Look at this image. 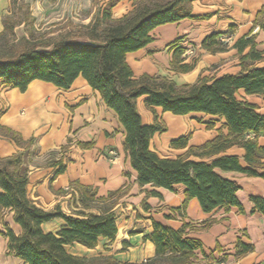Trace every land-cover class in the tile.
Returning a JSON list of instances; mask_svg holds the SVG:
<instances>
[{
    "label": "trees",
    "instance_id": "1",
    "mask_svg": "<svg viewBox=\"0 0 264 264\" xmlns=\"http://www.w3.org/2000/svg\"><path fill=\"white\" fill-rule=\"evenodd\" d=\"M117 1L108 0L95 10L89 22L78 24L74 30L40 41L31 34L22 37L9 52L0 54L1 83L23 91L32 80L39 79L67 89L76 77L81 76L115 112L122 125L123 149L136 172L138 185L149 184L171 190L174 185L181 184L184 188L182 207L195 197L205 212L231 206L242 211L236 196L239 186L221 176L216 169L264 178V170L259 171L264 168V146L257 142V137L264 135V113L239 96L241 89L247 95L257 94L264 99V65L255 64L262 59L261 52L255 48L252 37L244 36L233 44L239 54L240 69L236 73L198 75L194 82L181 85L165 76L144 73L136 77L126 55L153 41L155 27L205 15L192 14L194 0H132L131 9L120 17H113L112 8ZM257 15L264 16V7ZM1 23L0 39L8 43L7 34L11 33L14 22L4 16ZM260 26L264 27L263 24ZM217 37V33L206 36L201 46L212 52L223 50L227 44ZM177 40L170 43V67L177 72H186L193 64L183 62L184 48ZM246 47L248 51L242 54ZM141 96H144V105L152 112L154 107H160L163 112L175 115L202 112L223 118L222 127L227 133L218 130L214 138L199 146L187 147L183 155L174 158L160 156L150 148V141L155 133L164 132L166 127L157 120L155 112L153 122L143 123L137 109V100ZM247 133L253 136L246 137ZM0 134L24 148L32 142V139L22 140L17 132L2 125ZM188 137L189 134L179 136L170 141V146L186 147ZM233 145L243 148L245 166L237 155L224 154ZM57 163L60 172L63 170L62 157ZM27 182V171L22 168V152L0 156V221L5 227L9 253L26 264H137L118 261L111 254L78 256L67 252L64 247L79 243L94 248L100 238L114 239L117 224L113 202L109 199L117 191L107 197H96L90 186L70 182L68 190L72 196L76 191L79 205L71 213H65L59 205L43 209L30 199ZM251 199L264 203L256 197ZM6 210L11 212L12 221L19 226L18 233L4 220ZM55 218L63 223L55 231H44L42 224ZM151 224L152 231L146 238L154 245V257L142 264H187L194 250L202 247L199 239L185 236V223L173 228L151 218ZM250 250L251 245L237 239L235 255Z\"/></svg>",
    "mask_w": 264,
    "mask_h": 264
},
{
    "label": "crops",
    "instance_id": "2",
    "mask_svg": "<svg viewBox=\"0 0 264 264\" xmlns=\"http://www.w3.org/2000/svg\"><path fill=\"white\" fill-rule=\"evenodd\" d=\"M91 1L88 0V7L92 6ZM107 1H101L98 5L103 6ZM131 7L132 0H118L112 8V16L120 17ZM191 7L193 15L205 17L184 18L159 25L152 30L153 41L127 53L126 60L134 76L146 73L174 80V76H167L163 69L165 66L171 68L170 43L176 38L184 51L189 42H193L197 44L196 52L199 53L198 59L193 62H189L182 53L183 62L192 63L193 67L186 72L176 71L179 82L174 81L178 85L192 83L198 75L236 73L240 69L239 54L233 44L244 36L252 37L255 48L261 52L262 59L255 64L264 65V27L260 26L264 25V16L257 15L264 7V0H194ZM94 9L95 6L85 19L91 17ZM212 33L218 34L216 39L227 38L223 50L212 52L201 46V41ZM247 51L248 47L242 54ZM0 84V125L17 132L24 141L32 139L29 147L24 148L0 134V156L22 152V168L27 171L26 188L30 199L43 209L59 205L63 212L71 213L77 209L79 202L76 191L72 196L68 190L70 182L90 186L95 190L96 197H107L117 191L109 199L113 202L112 210L117 224L114 239L100 238L94 248L79 243L65 245L67 252L86 257L111 254L121 262L142 264L154 257V245L146 238L152 231L153 218L173 228L185 223V236L201 241L202 247L194 250L187 264H264V203L251 199L264 200V178L216 169L221 176L235 181L239 186L236 196L242 211L231 206L229 209L218 207L205 212L195 197L182 207L184 188L181 184L174 185L171 190L149 184L138 185L136 172L123 149L122 125L115 112L104 104L98 92L84 78L76 77L67 89L39 79L32 80L23 91L6 86L1 81ZM239 96L264 113L261 95H247L240 89ZM143 99L144 96H141L137 100L143 123L153 122L155 112L157 120L166 127L164 132L155 133L150 141V148L160 156L174 158L183 155L187 147L199 146L214 138L218 130L227 133L226 128L222 127L223 118L202 112L175 115L163 112L160 107H154L152 112L144 105ZM187 134L186 147L170 146L171 140ZM245 136L252 137L253 134L247 133ZM257 142L264 146V135H259ZM78 143L87 145L80 146ZM243 153V148L238 145L224 152L237 155L245 166ZM61 157L63 170L58 172L57 162ZM189 158L199 159L195 156ZM60 189L68 191L59 193ZM90 211L96 212L94 209ZM3 214L9 227L18 233L19 226L12 221L11 212L6 210ZM48 223H56L54 230H48L55 231L63 221L55 218L43 223L42 228ZM4 233L5 227L0 221V264H26L8 252ZM237 239L251 245L252 250L235 255Z\"/></svg>",
    "mask_w": 264,
    "mask_h": 264
},
{
    "label": "rangeland",
    "instance_id": "3",
    "mask_svg": "<svg viewBox=\"0 0 264 264\" xmlns=\"http://www.w3.org/2000/svg\"><path fill=\"white\" fill-rule=\"evenodd\" d=\"M101 1L104 0L91 1L92 6L88 7V0H0V31L2 30V17L7 16L11 22H14L11 33L7 34L8 43H5L4 39H0V54H6L10 48L16 46L22 37H30V34L36 38L35 40L40 41L55 37L68 30H74L78 24L91 20L95 10L100 7L98 4ZM93 6L95 9L91 17L85 19L90 16ZM197 49V44L193 42H189L185 47L183 55L188 57L189 62L198 59ZM163 71L167 76L170 74L174 76V80L179 82L176 71L166 66ZM64 210L67 211L66 205H64ZM56 227V223L43 225L45 231L54 230Z\"/></svg>",
    "mask_w": 264,
    "mask_h": 264
},
{
    "label": "built area",
    "instance_id": "4",
    "mask_svg": "<svg viewBox=\"0 0 264 264\" xmlns=\"http://www.w3.org/2000/svg\"><path fill=\"white\" fill-rule=\"evenodd\" d=\"M221 40L226 42L227 38L226 37H221ZM263 224H264V219H263Z\"/></svg>",
    "mask_w": 264,
    "mask_h": 264
}]
</instances>
